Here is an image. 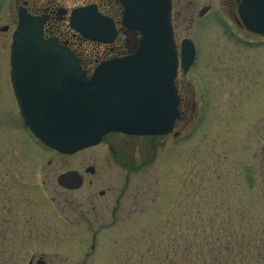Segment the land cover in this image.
Masks as SVG:
<instances>
[{
	"label": "rangeland",
	"instance_id": "1",
	"mask_svg": "<svg viewBox=\"0 0 264 264\" xmlns=\"http://www.w3.org/2000/svg\"><path fill=\"white\" fill-rule=\"evenodd\" d=\"M175 8L178 42L198 44L193 68L207 103L205 119L176 140L115 139V154L107 143L43 151L23 131L10 89L0 91V264H264V163L250 156L257 138L244 79L232 81L259 51L213 16L200 19V8ZM70 36L103 57L101 45ZM66 170L85 176L80 189L58 184Z\"/></svg>",
	"mask_w": 264,
	"mask_h": 264
},
{
	"label": "water",
	"instance_id": "2",
	"mask_svg": "<svg viewBox=\"0 0 264 264\" xmlns=\"http://www.w3.org/2000/svg\"><path fill=\"white\" fill-rule=\"evenodd\" d=\"M123 1L126 26L142 33L138 48L131 56L101 62L91 76L71 49L43 38L39 21H24L14 36L12 81L22 116L54 150L74 154L115 131L165 135L180 116L171 0ZM83 14L80 10L73 22L85 35L100 38L105 27L114 33L113 24L100 16L81 28ZM245 19L256 30L252 15L246 12ZM182 59L186 64L188 54ZM82 182L78 171L58 178L69 189Z\"/></svg>",
	"mask_w": 264,
	"mask_h": 264
},
{
	"label": "flooded vegetation",
	"instance_id": "3",
	"mask_svg": "<svg viewBox=\"0 0 264 264\" xmlns=\"http://www.w3.org/2000/svg\"><path fill=\"white\" fill-rule=\"evenodd\" d=\"M72 3H74V5H72ZM90 5L95 6L98 12H101L108 18L110 17L116 24L118 32V36L115 40L116 46H113V44L109 45L102 43V46H104L103 49L108 54L105 59H110L111 57H117L131 52L130 41L128 40L131 36V32L127 31L123 27L122 16L124 14V8L121 0H0V91L10 89L11 95L16 100V107H18L17 98L15 97L14 87L10 77L12 68L10 46L14 38V33L19 28L18 25L21 23L23 15L37 19L39 18L41 20L43 25V35L46 39L57 38L62 44L72 47V45L68 42V37L71 32H73V28L70 24L71 13L75 9L88 7ZM175 7L187 9L192 7H196L198 9L200 8L198 11V17L200 19H204V21H206L208 20L206 18L210 15L213 16L215 23L216 21L219 25L221 23V25L225 28L223 31L226 35L228 34L230 38L235 37V41L238 43L241 42L243 38L242 45L245 46L246 51L252 49L259 51V57L251 58L249 55L250 58L245 59L244 63H242V68L243 66L245 67V78L233 76L232 81L235 80L242 84L241 81L244 79L243 83L246 87L245 95L249 97L247 104L252 113V115H250L251 121L249 126L250 128L252 127V136H254L255 139L257 138L258 144H256V147L252 149L250 156L254 159L256 158V161L259 160V162L264 163V57L260 58L261 54L264 53V32L259 33L250 29L245 19L246 12L250 15H253L254 13L256 17L253 19V22H255L256 25L260 24L262 22L260 17L263 16L262 11H264V1L259 0L257 2L254 1L253 4H251V2L246 4V0H172V19L174 18ZM232 18L234 22L232 21ZM172 21L173 29L175 31V39L177 42V49L180 54L182 50L181 41L186 37H183L181 41L178 42L177 31L174 25L175 20L173 19ZM235 28H238L240 33L235 30ZM7 36H9V38ZM238 36L242 38H239ZM193 41L195 47L197 48V42L195 39H193ZM198 56L199 52L197 48L196 62L192 65V67H190L189 71H185L181 67V64L179 67L180 70L177 76V89L179 90V97L181 99L180 109L182 115L181 120L176 123L173 132L169 135L155 137H148L146 135L133 136L115 132L105 135L101 143H107V145L110 146L112 153L115 154V139L147 138L151 141V143H156V141H161L159 140L160 138L169 136L176 140L184 134L185 130H187L189 126L194 127L195 125L193 124L196 121L199 119L200 121L205 119L207 110L205 98L206 90L205 92L203 91L199 82L195 78L193 68L196 66L199 59ZM233 64L237 68L241 67L235 65V62H232L230 66ZM230 66L225 67V69H232ZM198 94L200 99L197 98ZM240 95L244 96L242 93ZM216 97L217 101L220 103L218 104V106L221 107L220 113L223 114L225 110L224 109L222 111L223 103L221 102H223V97L221 94H216ZM201 103H205V105L200 107ZM235 105V103L232 105V102H230L229 104H226V107L233 113L236 109ZM19 110L20 109L18 107V117H20ZM255 110H257V112H255ZM199 116L201 117L199 118ZM21 127L28 136V130L23 127L22 119ZM229 137L235 140V132L233 131L232 135ZM125 142L127 141L125 140ZM125 142L122 141L121 145L118 146L120 147L119 150H122V155L124 153V148H122V146H124ZM84 182L85 176L83 175V184ZM100 194L104 195L105 193L100 192ZM113 213L114 215L116 214L115 208ZM96 236L97 233L94 234V238Z\"/></svg>",
	"mask_w": 264,
	"mask_h": 264
},
{
	"label": "trees",
	"instance_id": "4",
	"mask_svg": "<svg viewBox=\"0 0 264 264\" xmlns=\"http://www.w3.org/2000/svg\"><path fill=\"white\" fill-rule=\"evenodd\" d=\"M94 52V51H91V53ZM93 55V54H92ZM94 56V55H93ZM95 57V56H94ZM87 58L91 61V59H93L92 56H87Z\"/></svg>",
	"mask_w": 264,
	"mask_h": 264
}]
</instances>
